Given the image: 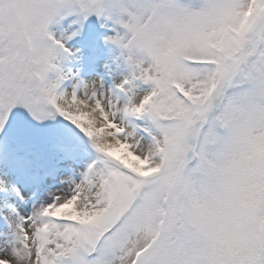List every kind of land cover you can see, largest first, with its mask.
I'll list each match as a JSON object with an SVG mask.
<instances>
[{
  "label": "snow or ice",
  "instance_id": "snow-or-ice-1",
  "mask_svg": "<svg viewBox=\"0 0 264 264\" xmlns=\"http://www.w3.org/2000/svg\"><path fill=\"white\" fill-rule=\"evenodd\" d=\"M0 264H264V0H0Z\"/></svg>",
  "mask_w": 264,
  "mask_h": 264
}]
</instances>
